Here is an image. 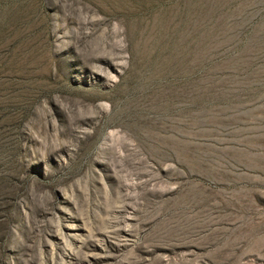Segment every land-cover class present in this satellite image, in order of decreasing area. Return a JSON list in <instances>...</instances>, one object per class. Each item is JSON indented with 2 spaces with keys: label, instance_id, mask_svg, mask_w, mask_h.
Returning a JSON list of instances; mask_svg holds the SVG:
<instances>
[{
  "label": "rangeland",
  "instance_id": "rangeland-1",
  "mask_svg": "<svg viewBox=\"0 0 264 264\" xmlns=\"http://www.w3.org/2000/svg\"><path fill=\"white\" fill-rule=\"evenodd\" d=\"M0 264H264V0H0Z\"/></svg>",
  "mask_w": 264,
  "mask_h": 264
}]
</instances>
